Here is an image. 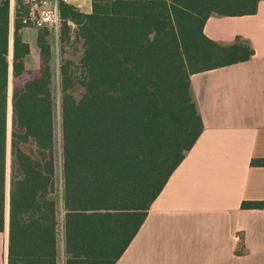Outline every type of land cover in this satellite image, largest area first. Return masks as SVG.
<instances>
[{
    "label": "trees",
    "instance_id": "1",
    "mask_svg": "<svg viewBox=\"0 0 264 264\" xmlns=\"http://www.w3.org/2000/svg\"><path fill=\"white\" fill-rule=\"evenodd\" d=\"M262 1L90 0V14L63 4L58 36L36 30L35 75L12 94L11 68L20 81L33 45L19 4L10 50V8L0 1V233L7 232L8 264L119 262L204 131L192 75L255 55L241 40L222 46L208 38L206 22L255 15ZM67 35L82 47L78 62L61 54ZM243 208L264 210V202Z\"/></svg>",
    "mask_w": 264,
    "mask_h": 264
},
{
    "label": "crops",
    "instance_id": "2",
    "mask_svg": "<svg viewBox=\"0 0 264 264\" xmlns=\"http://www.w3.org/2000/svg\"><path fill=\"white\" fill-rule=\"evenodd\" d=\"M78 1L70 4L83 8ZM204 33L222 46L241 40L255 55L192 75L204 131L117 264H264V210L243 208L264 202V166L254 164L264 160V1L255 15L210 17Z\"/></svg>",
    "mask_w": 264,
    "mask_h": 264
},
{
    "label": "built area",
    "instance_id": "3",
    "mask_svg": "<svg viewBox=\"0 0 264 264\" xmlns=\"http://www.w3.org/2000/svg\"><path fill=\"white\" fill-rule=\"evenodd\" d=\"M9 4L10 21L16 7L21 4L26 8L27 14L23 23L37 29L53 30L58 36L61 26V5L70 4L71 0H0ZM75 27V25H73Z\"/></svg>",
    "mask_w": 264,
    "mask_h": 264
},
{
    "label": "rangeland",
    "instance_id": "4",
    "mask_svg": "<svg viewBox=\"0 0 264 264\" xmlns=\"http://www.w3.org/2000/svg\"><path fill=\"white\" fill-rule=\"evenodd\" d=\"M70 3L72 4H75L76 6L79 5V1L78 0H73L71 1ZM86 3H89L88 0H85L84 1V4H83V8L82 7H78L80 8V10H85L86 7H87V10L90 8L89 4H87L86 6H84ZM15 19H16V12L14 13L13 15V20L10 21V27H11V35H10V50L12 51V43H13V34H14V22H15ZM75 27L73 25H71V31H75ZM32 30H38V29H35L33 27H29V32L27 31L26 34H25V37H26V40L28 42H30L32 45H33V54L31 56V58H29V60L27 61V72L21 77L20 81H15L14 79V76H13V73H12V68H11V78H10V93L12 94L13 93V90H14V87L16 84H24L26 81H28L30 78L34 77V71L35 69L37 68V65H38V61L36 59V57L38 56L39 54V48L37 47V41L35 40V35H30V31ZM33 32V31H32ZM53 37L55 38L54 40V47H55V51H56V54L58 56V53L60 52V49L59 47H57V41H58V38L55 37L53 35ZM71 37H73L71 35ZM65 40V45L63 47V49H61V54H63V56L65 58H71L74 59L76 62L79 61V59L81 58V53L82 52V47L80 46L79 42H77L74 38H70L69 35L65 36L64 38ZM10 62L12 64V55L10 54ZM77 97H80V93L78 92ZM7 236V232L4 233V237Z\"/></svg>",
    "mask_w": 264,
    "mask_h": 264
}]
</instances>
